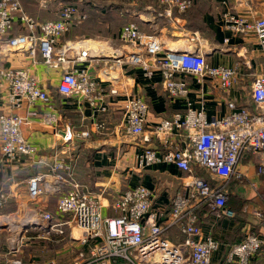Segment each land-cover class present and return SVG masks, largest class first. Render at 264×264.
<instances>
[{"label": "built area", "instance_id": "obj_1", "mask_svg": "<svg viewBox=\"0 0 264 264\" xmlns=\"http://www.w3.org/2000/svg\"><path fill=\"white\" fill-rule=\"evenodd\" d=\"M156 1L167 16H172L174 10L186 12L193 5V0ZM224 18L233 31L254 33L264 51V15L250 19L227 11ZM87 19V9L76 2L63 3L55 19H41L27 12L22 0H0V170L37 159L38 146L23 132L31 116L15 111L25 103H42L45 109L40 113L41 124L58 132L61 113L34 71L40 58L60 72L57 89L61 94L77 97L94 111H109L108 93L90 67L71 63L87 60L89 50H80L72 58L69 51L76 49L75 44L60 46L65 34ZM119 37L134 49L114 51L109 56L114 60L112 64L140 67L147 76L160 72L171 97H187L189 93L188 81L179 73L194 75L199 81L213 77L224 88L231 87L236 79L235 69L210 64L202 48H166L157 33L143 32L137 22L125 23ZM6 51L24 52L30 65H6L2 57ZM5 85L9 89L6 99ZM117 92L111 89V93ZM251 97L255 108L229 102L230 113L220 119H209L204 109L189 104L184 113L176 112L148 128V101L135 94L127 96L120 106L125 131L144 142L151 141L154 135L161 146H145L138 155V166L173 163L185 173L181 181L186 190L174 193L167 210L161 204L155 207L154 191L139 183L114 198L111 207L117 214L105 215L103 208L108 205L103 202V193L87 189L75 179V157L57 152L46 162L47 170L28 179L30 201L37 202L28 221L49 234L69 239L77 251L71 264H252L264 246L258 233L246 232L240 241L229 244L218 259L215 253L220 251V242L204 233L197 211L201 207L215 217L235 216L228 206V183L233 176L241 175L238 167L247 151L260 155L257 172L264 177V70L253 81ZM66 131L63 140L69 142L75 133L69 126ZM81 135L89 136V131H82ZM200 168L206 169L211 178L199 175ZM50 197L56 199L55 214L44 209V203L42 207L38 204L42 198ZM7 198L6 193L0 194V206ZM254 214L264 228V208ZM172 227H177L179 241L168 237ZM4 264L59 263L55 258L27 262L18 256Z\"/></svg>", "mask_w": 264, "mask_h": 264}, {"label": "crops", "instance_id": "obj_2", "mask_svg": "<svg viewBox=\"0 0 264 264\" xmlns=\"http://www.w3.org/2000/svg\"><path fill=\"white\" fill-rule=\"evenodd\" d=\"M84 1L75 2L85 7ZM65 2L69 0H22L24 9L41 19L57 18L61 5ZM121 3L122 8L116 12L112 11L109 13L111 15L105 8L97 14L89 12L90 19L82 29L79 28L80 25L74 26L60 42V46L64 43L75 44L76 50L69 51L72 58L76 57L79 50H89L87 60H71V63L90 67L93 76L108 93L109 111H94L77 97L61 94L57 89L60 72L46 65L40 58L34 71L41 84L51 93L62 119L58 132H55L41 124L40 113L45 109L42 103H25L15 110L19 114L31 116L30 123L23 126V132L39 150L37 162L1 168L0 194L6 193L8 198L0 208L6 206L8 200L12 208L25 207L28 179L47 170L46 162L50 161L55 153L62 152L64 156L76 158L75 179L87 189L103 193V202L108 205L103 208L105 215L117 214L111 207L114 198L128 187L139 183L154 191L155 207L161 204L170 210L174 193L186 190L181 181L185 173L168 162L156 163L146 168L138 166V155L145 146H161L159 139L154 135L151 141L144 142L140 137L125 131L120 106L126 97L135 94L148 101V128L176 112L184 113L189 104L196 109H204L209 119H220L230 113L229 102L241 107L255 108L251 89L256 76L264 70V51L254 33L242 34L233 31L224 14L233 11L250 19L263 16L264 0H193V5L186 12L174 10L172 16L162 14L163 7L159 6L156 0H124ZM95 21L98 23L92 25ZM131 21L137 22L143 32L157 33L166 48L191 51L202 48L210 64L235 69L236 79L232 86L224 88L220 81L213 77H205L199 81L194 75L179 73V76L188 81L189 93L187 97H171L163 85L160 72L147 76L140 67L112 64L114 60L109 57L111 55L100 56V52L94 54L91 51L88 42L98 39L100 41V38L104 39L100 42L105 43L106 48L113 52L133 50L132 46L124 44L119 37L122 26ZM15 52L6 51L2 55L6 65H30V60L24 52ZM111 89L118 92L113 94ZM8 92L9 89L5 85L4 99ZM4 108L7 109L6 104ZM67 126L75 133L69 142L63 140ZM82 131H89V136L81 135ZM1 145L0 133V151ZM259 161L258 153L247 151L239 163L241 175L233 176L229 180L228 206L234 210V217H215L205 209L197 208L204 233L212 234L220 242V251L215 253L218 259L225 254L229 244L240 241L250 230L264 239V228L257 222L254 214L256 210L264 208V177L257 172ZM197 173L211 178L206 169L200 168ZM45 203L46 206L49 204L56 208L54 197L44 199ZM171 229L167 232L168 237L179 241L177 227ZM1 260L0 264H4ZM252 264H264V246L262 254L255 257Z\"/></svg>", "mask_w": 264, "mask_h": 264}, {"label": "rangeland", "instance_id": "obj_3", "mask_svg": "<svg viewBox=\"0 0 264 264\" xmlns=\"http://www.w3.org/2000/svg\"><path fill=\"white\" fill-rule=\"evenodd\" d=\"M100 39V41L104 40L103 38ZM100 41L99 39L89 41V48L101 44ZM38 56L41 57V54L39 53ZM27 196V204L23 208H12L10 200L7 202V207L0 208L1 261L5 263L7 259L11 260L20 256L27 262L55 258L59 264H71L76 256V248L71 246V241L66 237L56 233L49 234L44 229L36 228L34 223L28 221L33 216L31 209L36 207L37 202L30 201L28 194ZM44 199L46 198H42L38 203L40 204L39 207H42ZM49 204L48 206H46V203L43 204V208L55 214L56 208ZM170 231L173 232L172 229ZM78 233L79 231H77Z\"/></svg>", "mask_w": 264, "mask_h": 264}, {"label": "trees", "instance_id": "obj_4", "mask_svg": "<svg viewBox=\"0 0 264 264\" xmlns=\"http://www.w3.org/2000/svg\"><path fill=\"white\" fill-rule=\"evenodd\" d=\"M77 0H69V2H75ZM122 1L124 0H85L84 1V5H85V9H87V12L89 13H92V14H97V13H100V10L102 8H105L107 13H111L112 11L113 12H116L117 10L121 9L122 8V5L123 3H121ZM111 15V14H109ZM102 17V16H101ZM90 18L87 19V21L89 20ZM87 21L84 22V24L82 23L80 25L79 28L82 29V27L87 23ZM135 22V21H134ZM98 22L95 21L93 24H97Z\"/></svg>", "mask_w": 264, "mask_h": 264}, {"label": "bare ground", "instance_id": "obj_5", "mask_svg": "<svg viewBox=\"0 0 264 264\" xmlns=\"http://www.w3.org/2000/svg\"><path fill=\"white\" fill-rule=\"evenodd\" d=\"M83 43H85V41H84ZM83 43H81L82 46H83ZM100 43H101V44L94 45L93 47L90 48L91 51L94 52V54L97 53V52H100V53H102V54H109V55H112V54H113V51H112L110 48H106L105 43H102V42H100ZM85 46H86V45H85ZM83 47H84V46H83ZM81 48H82V47H81ZM86 49H87V48H86ZM88 49H89V48H88ZM108 75H109V73H108ZM13 225H14V223H13Z\"/></svg>", "mask_w": 264, "mask_h": 264}]
</instances>
